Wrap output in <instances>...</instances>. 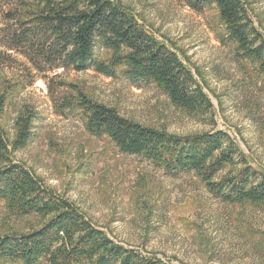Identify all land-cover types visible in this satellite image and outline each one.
Listing matches in <instances>:
<instances>
[{
    "label": "rangeland",
    "instance_id": "1",
    "mask_svg": "<svg viewBox=\"0 0 264 264\" xmlns=\"http://www.w3.org/2000/svg\"><path fill=\"white\" fill-rule=\"evenodd\" d=\"M114 1L177 52L210 99V112L184 114L154 85L138 89L121 76L92 70L58 71L49 87L80 90L132 121L173 135L226 132L237 158L217 178L244 164L264 171V76L236 59L216 10L197 13L182 0ZM243 1L264 36V0ZM25 67L21 55L0 54V130L11 161L125 247L175 264H264V204L224 203L193 172L171 176L141 155L122 153L107 137L92 135L77 115L55 113L45 82L32 83ZM28 111L37 114L30 139L11 150L16 120ZM38 222L33 215H11L0 201V233L26 232Z\"/></svg>",
    "mask_w": 264,
    "mask_h": 264
},
{
    "label": "trees",
    "instance_id": "2",
    "mask_svg": "<svg viewBox=\"0 0 264 264\" xmlns=\"http://www.w3.org/2000/svg\"><path fill=\"white\" fill-rule=\"evenodd\" d=\"M182 1L197 13L216 10L236 59L250 63L264 76V36L243 0ZM12 53L26 59L32 83L45 82L55 113L77 115L92 135L107 137L124 154L145 157L168 175L193 172L224 203L264 204L262 169L242 162L244 166L235 173L217 178L237 158L226 132L173 135L132 121L80 90L69 94L49 87L58 71L92 70L106 77L121 76L138 89L154 85L184 114L210 112V99L177 52L114 0H0V54L10 57ZM36 116L28 111L17 118L11 150L27 144ZM9 154L0 130L4 163L0 201L11 215H33L39 222L26 232L0 233V262L175 264L115 242L72 202L11 161Z\"/></svg>",
    "mask_w": 264,
    "mask_h": 264
}]
</instances>
